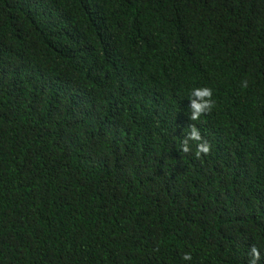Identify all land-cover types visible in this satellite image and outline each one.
Segmentation results:
<instances>
[{
  "label": "trees",
  "instance_id": "1",
  "mask_svg": "<svg viewBox=\"0 0 264 264\" xmlns=\"http://www.w3.org/2000/svg\"><path fill=\"white\" fill-rule=\"evenodd\" d=\"M252 245L264 264V0H0V264H248Z\"/></svg>",
  "mask_w": 264,
  "mask_h": 264
},
{
  "label": "clouds",
  "instance_id": "2",
  "mask_svg": "<svg viewBox=\"0 0 264 264\" xmlns=\"http://www.w3.org/2000/svg\"><path fill=\"white\" fill-rule=\"evenodd\" d=\"M247 80L242 81V87H247ZM188 99L190 105L188 109V118L191 122H197L200 118L210 113L216 105L213 99V90L210 87H194L189 93ZM188 131L184 134L181 142L180 151L182 154H193L196 159H201L202 156H207L210 153L211 145L207 140H204L200 130L195 123L187 125ZM193 145L195 148L193 150ZM250 259L248 264H260L261 251L255 245L249 249ZM185 261L192 259L191 253L185 252L182 257Z\"/></svg>",
  "mask_w": 264,
  "mask_h": 264
}]
</instances>
